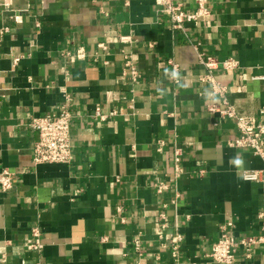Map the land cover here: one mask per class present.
I'll return each mask as SVG.
<instances>
[{
  "label": "crops",
  "instance_id": "0c3cea01",
  "mask_svg": "<svg viewBox=\"0 0 264 264\" xmlns=\"http://www.w3.org/2000/svg\"><path fill=\"white\" fill-rule=\"evenodd\" d=\"M205 6L174 28L155 0H0V171L15 175L0 187V264H215L222 229L257 239L234 264H264V162L228 144L238 132L209 110L223 104L199 59L217 60L212 74L238 114L264 121V0ZM227 58L236 66L222 67ZM63 103L70 160L35 164L30 120ZM246 169L261 179H243ZM33 226L38 250L24 244Z\"/></svg>",
  "mask_w": 264,
  "mask_h": 264
},
{
  "label": "built area",
  "instance_id": "2783aa9c",
  "mask_svg": "<svg viewBox=\"0 0 264 264\" xmlns=\"http://www.w3.org/2000/svg\"><path fill=\"white\" fill-rule=\"evenodd\" d=\"M157 4L161 6V10L166 13L170 19L171 26L174 28H181L184 22H196L199 16L207 13L205 6L206 0H196L197 7L193 12L186 11L179 4L174 3L173 0H155ZM129 36H121L120 41H129ZM78 51V55H81ZM199 59L207 69V73L202 75L200 79L206 81L211 85L213 92L218 93L221 96V103L223 107H217L216 105L209 106L210 111L217 110L220 115L227 116L233 119L235 128L238 135L230 140L228 144L233 147H245L251 150L252 154L258 156L264 162V121L257 119L253 115L238 114L235 111L234 106L228 101L224 92L225 89L221 86L212 74V70L218 67L217 60L210 56H204L199 53ZM169 62V60H168ZM172 64L173 73L171 78L173 81H178V66ZM127 68L125 73L132 81H137L141 73L139 69L126 60ZM220 65L224 68H233L236 66V61L232 58L224 59L220 62ZM114 111L103 114L99 108L95 109L94 115L99 118H104L113 114ZM71 120L72 114L67 107L66 103L57 106L55 111L50 113L34 116L30 120V126L38 132V138L34 141L32 147V160L35 164L38 163H68L71 156ZM180 154L181 149L175 148L173 161L175 165V174L180 172ZM261 170L246 169L242 171V177L245 180H259L261 179ZM15 175L3 169L0 171V187L6 191L12 187L13 179ZM163 185H158V190ZM161 216L164 218V214ZM162 227L166 226V223L161 224ZM31 238L24 244L27 249L38 250L41 247L40 231L37 226L31 228ZM173 250L172 255L176 256V249L178 243L181 241L182 236L180 233L175 232L173 234ZM254 237L236 239L233 236L227 234L222 229L217 239L211 244L208 250L209 258L215 264H234L235 252L238 246L244 247L245 255L250 254L252 244L256 241Z\"/></svg>",
  "mask_w": 264,
  "mask_h": 264
}]
</instances>
